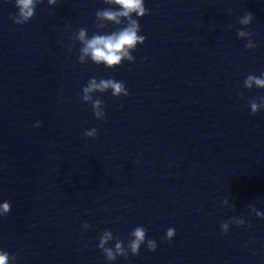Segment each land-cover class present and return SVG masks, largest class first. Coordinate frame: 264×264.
Wrapping results in <instances>:
<instances>
[{
  "label": "clouds",
  "instance_id": "1",
  "mask_svg": "<svg viewBox=\"0 0 264 264\" xmlns=\"http://www.w3.org/2000/svg\"><path fill=\"white\" fill-rule=\"evenodd\" d=\"M42 0H15V6L18 11L10 15V19L15 24H25L34 15L36 5ZM49 5H55L57 0H47ZM109 7L98 9L95 13L96 27L105 30V34L100 32L93 33L91 37L85 28L74 30L70 37L72 43L66 45L67 51L71 53L76 43H79L78 63L84 64L89 59L96 65H103L106 68L114 69L121 66L123 61L134 62L135 57L132 53L138 45L144 44L146 37L140 34L141 28L139 20L146 15H149V9L145 6V0H104ZM254 20L251 12H245L238 20L242 26L237 30V36L241 40H246L244 47L246 49H254L256 44L253 42V32L245 30ZM120 26L115 31H109V25ZM69 26H65L68 30ZM243 87L251 90L254 87L264 89V72L259 76L249 74L243 82ZM111 91L113 97L128 96L129 92L123 81H116L113 78L99 80L93 76L87 82V85L82 89L81 100L84 103H90L93 114L96 119L103 120L106 118L104 111L105 105L99 98L94 99L96 93H106ZM238 95L244 98L245 93L239 92ZM250 114L255 116L258 112L264 109V95L255 99L248 100ZM41 121H35L34 127H39ZM98 130L96 128L86 129L82 135L87 138L95 139ZM223 206L235 210L234 205H228L227 199L223 201ZM12 205L9 201L0 202V216H6L11 211ZM249 215H254L257 218L264 219V212H260L253 205H249ZM230 225H235L237 228L246 226V220L243 217H229L220 225L221 233L227 234ZM91 225L87 222L82 224V229L87 231ZM176 231L174 227L167 229L165 236L161 242H171ZM115 241L114 247H109L110 242ZM146 245L149 252L157 250L155 240L148 237V229L143 226H136L128 235L127 244L119 237L114 236L111 230H104L100 236L97 248L106 257L108 264H112L118 257H123L126 260L129 256L139 254L141 246ZM256 251H252V255H256ZM16 255L9 254L7 251L0 249V264H15Z\"/></svg>",
  "mask_w": 264,
  "mask_h": 264
}]
</instances>
